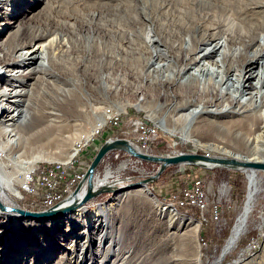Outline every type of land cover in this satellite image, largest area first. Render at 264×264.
<instances>
[{
	"label": "bare ground",
	"instance_id": "1",
	"mask_svg": "<svg viewBox=\"0 0 264 264\" xmlns=\"http://www.w3.org/2000/svg\"><path fill=\"white\" fill-rule=\"evenodd\" d=\"M17 1L0 0V36L17 20L13 26L15 28L0 38V107L3 110L0 112V133L8 137L6 142H0V202L12 207H21L6 198L9 191L17 190L13 181L20 178L15 179L13 174L28 173L32 166L31 160L21 157L23 151L6 157L9 144L17 143L21 138L18 125L31 117L30 103L24 102L27 100L24 96L30 90L23 85L36 81L50 86L58 80V73L51 66V58L54 51L64 53L72 47L68 42L70 33L65 29L79 31L81 18L84 23L89 20V24H93L96 21V15L89 11L94 3L89 0H63L60 4L56 3L57 0H45V4L32 13V7L18 5ZM108 1L112 17L106 53L111 65L121 63L127 52V45L124 44L125 23L115 15L122 12L131 23L140 22L141 18L150 22L138 33L127 35V38L128 42L147 51L146 59H143V53L136 58L144 64V78L155 81L159 86V99L163 96L168 98V103H161L160 106L165 105L172 115L168 120L162 115L158 117V122L168 132L179 134L184 141L203 142L197 135L211 129L222 133L226 129L232 136L241 137L254 156L236 151L232 152V157L213 156L264 162V0H120L116 4ZM48 13L65 17L59 22L66 27L55 29L54 37L45 42L43 39L52 34L43 20ZM52 20L58 21L57 18ZM117 30L122 31V44L116 43ZM27 77L34 81L28 83L25 81ZM63 83L62 95L59 96L64 99V95L70 93L72 83ZM16 96L21 98H14ZM18 102L24 107L18 108V112L12 116L9 109L15 108ZM113 109L106 108L105 113ZM208 145L219 146L210 142ZM75 154L76 148H70L66 160ZM9 166L15 169L11 175L7 170ZM209 166L216 164L209 163ZM238 170L247 173L249 187L247 203L238 214L227 244L228 252L248 228L249 214L259 189L258 169ZM108 178L109 172L103 179L95 181L93 174L94 185L111 183L125 187L121 186L125 179L112 182ZM146 187V183H141L126 192H114L117 194L111 200L94 203L98 194L73 210L48 217L34 218L0 209V218H4V221L0 220V239L12 227L5 224L8 220L56 219L65 214L73 226L66 222L63 223V230L53 227L52 231L57 230V236L51 250L48 252L44 248V251L34 254L37 260L58 256L55 264H187L191 242L184 236L192 232L175 230L174 216L170 215L169 220H165L169 215L158 211V202L147 196ZM83 188L78 193V199L83 195ZM131 195L149 204L152 202L155 213L149 216H153L152 228L149 217L143 219V214L138 211L132 212V223L128 219L127 224L126 218L121 217L125 202ZM116 204L119 205L117 209L114 208ZM92 206H95L93 212L85 215L83 212L89 211ZM80 213L88 219L86 227L78 218ZM158 222L161 227L156 229ZM72 236L79 237L70 246L67 240ZM1 252L3 250L0 249ZM201 260L198 254L197 263ZM11 264H17V260H12Z\"/></svg>",
	"mask_w": 264,
	"mask_h": 264
},
{
	"label": "rangeland",
	"instance_id": "2",
	"mask_svg": "<svg viewBox=\"0 0 264 264\" xmlns=\"http://www.w3.org/2000/svg\"><path fill=\"white\" fill-rule=\"evenodd\" d=\"M62 1L57 0L56 3L60 4ZM89 1L94 3L89 11L96 15V21L93 24L90 23L92 26L89 27V20L84 23L83 18H81L78 23L80 25L79 31L65 29L70 33L71 38L68 42L72 47L64 53L61 51L53 52L51 66L57 71L58 80L50 86L42 82L36 83V81L30 85H23L30 90L29 94L24 96L27 99L24 102L30 103L28 107L31 110V120L18 125L17 131L21 138L17 143L14 141L9 144L8 153L10 152V154L7 153L6 157H10L16 151H23L21 157L31 160V168H36L38 164L41 168L49 162H64L69 176L81 175V178L75 181V183L79 182L99 145L109 136L112 137V134L119 133L125 128L128 117L123 120L124 126L120 128L121 130L115 132L106 128L102 136L95 137V140L87 145L82 146L80 144L81 147L76 151V154L70 160H66L70 148H77V141L91 133L92 126L102 121L105 109L109 107L124 111L126 116H140L154 123L156 135L152 144V152L148 153L168 156L180 152H197L232 157V152L236 151L254 156V153L248 149L249 147L247 148L241 137L232 136L226 129L222 133L211 131V129L197 135L203 142L184 141L179 134L168 132L158 122V117L164 115L165 120H168L169 116L172 115L171 112L167 111L165 105L164 107L160 106L161 103H168V98L163 96L159 99L157 97L159 86L155 84V81L151 82L144 78V74H146L144 64L136 58L140 53H143V59H146L147 51H142L136 44L128 42L127 38V35L138 33L146 23L150 22L141 18L140 22L131 23L124 13L119 12L115 15L125 23L126 41L124 44L127 45V52L124 53V60L113 66L110 64V57L106 53L108 29L110 17H112L111 10L107 5L109 1ZM119 1L112 0L111 3L116 4ZM17 4L32 7L30 10L32 13L45 4V0H18ZM79 4L83 9L80 1ZM82 11L85 12V9ZM53 18H57L58 21H53ZM64 18L50 13L43 18L50 28V32H52L43 39L45 42L54 37L53 31L55 29L66 27L63 22H59L63 21ZM16 21L8 26L0 38L15 28L13 26ZM116 43L122 44L121 30L116 32ZM25 81L31 83L34 80L27 77ZM64 81H68L72 85H70V93L64 95L66 98L63 99L59 95H62ZM52 85L55 86L51 87ZM112 85L114 87H111ZM14 98H21V96ZM21 104L18 102L15 108L9 109V113L14 116L18 112V108L24 107ZM0 112H3L1 107ZM3 118L5 117L3 116ZM102 137L107 138L103 139ZM7 139L8 137L0 133V142H6ZM209 142L219 146H210L208 145ZM123 152L122 160H125V163L117 160L109 164L103 160L105 154L95 169V172L99 174V178L96 179H103L107 172H109V181L125 179L123 181L126 182L121 186L128 185V187L119 191L120 193L134 188V186L129 185L154 175L158 169L157 163L144 161L125 151ZM262 154L264 153L262 152ZM128 155L132 158L127 157ZM7 170L10 171L8 172L10 175L15 172L14 167L12 170L11 166L7 167ZM238 172L241 174H239L241 179L240 192L235 185ZM13 175V177L16 176L15 179H19L21 176L18 173ZM258 177L260 190L257 189L258 194H256L255 202H253L255 205L252 204L253 210L249 214L248 228L229 252L227 251V244L236 226L238 214L247 203L249 179L245 171L223 167L203 168L190 164L169 165L155 180L146 183V189L149 193L147 196L158 202V211H164L169 215V217H165L166 221L169 220L170 215L174 216L175 230L192 232L188 236H184V239L191 242L187 264H264V171L258 170ZM13 182L16 184V192L12 190L9 191L8 196L6 194V198L11 203H17L23 208L42 203L35 195L19 191L20 183L18 180ZM197 186L200 188L198 193H196ZM72 191L71 187V190L64 194H69ZM116 194L104 192L96 196L93 201H95L94 203H103L113 199ZM199 198L202 199L199 200ZM143 200L132 195L127 198L121 214L122 218H126L127 224L129 223L128 219L132 223L131 214L133 211L143 214V219L148 218L150 214H155L153 205H151L152 202L149 204ZM94 207H90L89 211L83 213L85 215L91 214ZM115 207L117 209L119 205L116 204ZM59 216L62 217L42 220L17 218L5 222L7 226L12 227L10 230L8 229L7 235L0 239V249L3 250L0 253V264H11L12 260L15 259L17 264H55L58 261V256L37 260L34 258V254L44 251V248L50 252L52 243L57 236V230L52 231L53 227L63 230V223L66 222L69 226H73L71 219H68L65 214ZM84 217L81 213L78 216L86 227L85 222L88 219ZM152 217H149L151 228L154 224ZM0 220L4 221V218H0ZM144 225L147 224L144 223ZM158 227H161L159 222L156 224V229ZM73 236L67 240L70 246L79 237ZM176 239L181 240L183 238ZM198 254L202 259L199 263L196 261Z\"/></svg>",
	"mask_w": 264,
	"mask_h": 264
},
{
	"label": "water",
	"instance_id": "3",
	"mask_svg": "<svg viewBox=\"0 0 264 264\" xmlns=\"http://www.w3.org/2000/svg\"><path fill=\"white\" fill-rule=\"evenodd\" d=\"M112 150H122L126 153L135 156L144 161L153 162L158 164V169L154 175L148 176L138 182L130 184V186H136L143 183H148L155 180L163 170L169 165L175 164H190L203 168H215L223 167L228 169L238 170L239 168H254L264 171V162H249V161H240L235 158L222 157V156H213L211 154H203L197 152H181L175 155L164 156L160 154L148 153L142 151L138 145L133 141L122 138V137H109L105 139L102 144L96 150V153L89 163L86 171L83 174L82 179L78 182L77 186L73 189L72 192L67 194V196L61 198L55 204L47 207L43 210H29L23 207H12L3 205L0 202V209L13 211L19 215L39 218V217H48L56 214H61L70 210H73L85 202L91 200L96 195L104 192H119L125 187H119L115 184L106 183L100 186L94 185L93 174L95 169L103 156ZM209 163H214L216 166H209ZM83 188V195L78 199V193Z\"/></svg>",
	"mask_w": 264,
	"mask_h": 264
},
{
	"label": "built area",
	"instance_id": "4",
	"mask_svg": "<svg viewBox=\"0 0 264 264\" xmlns=\"http://www.w3.org/2000/svg\"><path fill=\"white\" fill-rule=\"evenodd\" d=\"M123 112H119L114 108L113 111L104 113L102 122H97L96 125L92 126L88 138H82L81 140H83V142H81V140L77 141L76 151L81 147L80 144H82V146L87 145L90 141H93L95 137L102 136L106 128L112 129L115 132L121 130L120 128L124 126L121 120ZM124 127L125 128L119 133L112 134V137L127 138L138 145L142 151L152 152V144L156 135V127L153 122L134 115L126 119ZM123 154L124 152L121 150H112L105 155L103 160H106L109 164L117 160H119V162H124L125 160H122ZM127 157L131 156L128 155ZM66 171V165L62 162L46 163L41 168L38 164L36 168H31L28 173L20 176L18 181V183H20L19 191H23L26 194H33L37 199H40L43 204L51 206L55 201L60 200L64 193L69 192L75 181L81 178L80 174L69 176ZM97 176H99V174L95 172L94 179H96ZM198 191H200L199 186L196 187V193H198ZM200 193L203 196L202 191ZM201 199L202 198H199V200Z\"/></svg>",
	"mask_w": 264,
	"mask_h": 264
},
{
	"label": "trees",
	"instance_id": "5",
	"mask_svg": "<svg viewBox=\"0 0 264 264\" xmlns=\"http://www.w3.org/2000/svg\"><path fill=\"white\" fill-rule=\"evenodd\" d=\"M127 117H129V116H126V114H123L122 116H121V120L123 121L125 118H127ZM112 130V129H111ZM103 139H105V138H107V137H102ZM102 139V140H103ZM93 140H95V138L93 139ZM91 142V141H90ZM89 142V143H90ZM100 146V145H99ZM239 172L236 174V180H235V185L237 186V189L239 190V192L241 191V179H240V176H239ZM241 175V174H240ZM77 183H78V181L72 186V190L75 188V186L77 185ZM67 194H64L63 196H62V198L63 197H65ZM59 200H57V201H55L53 204H55L56 202H58ZM47 207H49V206H46V205H43L42 203H40V204H35V205H33V206H30V207H27L28 209H31V210H43V209H46Z\"/></svg>",
	"mask_w": 264,
	"mask_h": 264
}]
</instances>
